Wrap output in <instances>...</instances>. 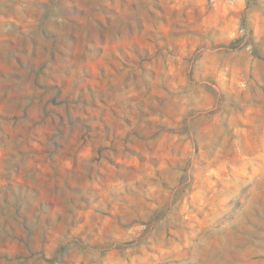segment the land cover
<instances>
[{"label": "rangeland", "instance_id": "rangeland-1", "mask_svg": "<svg viewBox=\"0 0 264 264\" xmlns=\"http://www.w3.org/2000/svg\"><path fill=\"white\" fill-rule=\"evenodd\" d=\"M0 264H264V0H0Z\"/></svg>", "mask_w": 264, "mask_h": 264}]
</instances>
